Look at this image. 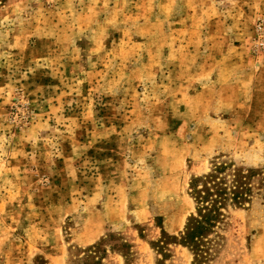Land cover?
<instances>
[{"label": "rangeland", "instance_id": "rangeland-1", "mask_svg": "<svg viewBox=\"0 0 264 264\" xmlns=\"http://www.w3.org/2000/svg\"><path fill=\"white\" fill-rule=\"evenodd\" d=\"M258 24L264 0H0V264H192L160 241L217 159L257 174L203 264H264Z\"/></svg>", "mask_w": 264, "mask_h": 264}, {"label": "trees", "instance_id": "trees-1", "mask_svg": "<svg viewBox=\"0 0 264 264\" xmlns=\"http://www.w3.org/2000/svg\"><path fill=\"white\" fill-rule=\"evenodd\" d=\"M209 171L194 176L189 182V193L194 209L186 218L179 236H164L161 245L168 241L179 243L191 250L192 264H203L210 255V234L225 219L228 211L244 208L253 193L255 167H246L228 160H215ZM163 243V244H162ZM162 246H159V248Z\"/></svg>", "mask_w": 264, "mask_h": 264}, {"label": "built area", "instance_id": "built-area-1", "mask_svg": "<svg viewBox=\"0 0 264 264\" xmlns=\"http://www.w3.org/2000/svg\"><path fill=\"white\" fill-rule=\"evenodd\" d=\"M256 38L254 41L255 50L264 49V27L258 24L255 28Z\"/></svg>", "mask_w": 264, "mask_h": 264}, {"label": "crops", "instance_id": "crops-1", "mask_svg": "<svg viewBox=\"0 0 264 264\" xmlns=\"http://www.w3.org/2000/svg\"><path fill=\"white\" fill-rule=\"evenodd\" d=\"M263 15V14H262Z\"/></svg>", "mask_w": 264, "mask_h": 264}]
</instances>
